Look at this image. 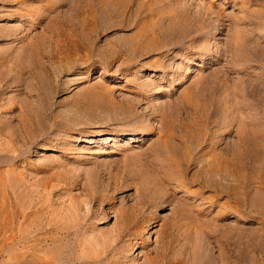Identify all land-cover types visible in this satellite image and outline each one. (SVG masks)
<instances>
[{"label": "rangeland", "instance_id": "1", "mask_svg": "<svg viewBox=\"0 0 264 264\" xmlns=\"http://www.w3.org/2000/svg\"><path fill=\"white\" fill-rule=\"evenodd\" d=\"M0 264H264V0H0Z\"/></svg>", "mask_w": 264, "mask_h": 264}, {"label": "bare ground", "instance_id": "2", "mask_svg": "<svg viewBox=\"0 0 264 264\" xmlns=\"http://www.w3.org/2000/svg\"><path fill=\"white\" fill-rule=\"evenodd\" d=\"M29 23H30V21H29ZM91 72H92V71H91ZM80 75H81V74H80ZM81 76H82V75H81ZM84 77H86V76H84ZM84 77H83V79H85ZM88 77H89V76H88ZM70 78H71V77H69V79H70ZM86 78H87V77H86ZM78 79H79V80L81 79L78 75L72 77V84L74 83L73 81H75V80H76V81H79ZM69 81H70V80H69ZM69 81H68V82H69ZM69 84H70V83H69ZM70 86H71V85H70ZM69 88H70V87H69ZM224 160H225V159H224ZM229 162H230V161H229ZM239 164H240V163H239Z\"/></svg>", "mask_w": 264, "mask_h": 264}]
</instances>
